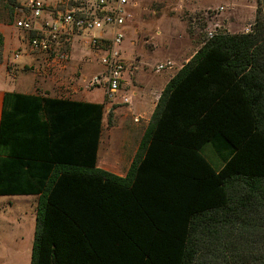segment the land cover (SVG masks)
<instances>
[{
	"label": "trees",
	"instance_id": "1",
	"mask_svg": "<svg viewBox=\"0 0 264 264\" xmlns=\"http://www.w3.org/2000/svg\"><path fill=\"white\" fill-rule=\"evenodd\" d=\"M1 2L11 21L16 0ZM255 3L249 31L215 32L167 81L125 177L96 167L101 103H83V163L55 151L35 172L9 165L4 98L0 195L39 194L29 264H264V0Z\"/></svg>",
	"mask_w": 264,
	"mask_h": 264
},
{
	"label": "crops",
	"instance_id": "2",
	"mask_svg": "<svg viewBox=\"0 0 264 264\" xmlns=\"http://www.w3.org/2000/svg\"><path fill=\"white\" fill-rule=\"evenodd\" d=\"M18 48H21V53L14 57V51ZM137 61L139 64L131 70L133 76L128 75L129 69L125 71L118 97L107 102L103 91L101 95L92 94V89L86 83L84 64L80 60H73L71 55L64 65L49 64L41 55L26 48L21 32L11 23L0 21V124L5 98V153L9 155V165H12L13 158H19L20 162L34 165L32 171L35 172L40 170L37 168L40 163L52 164L55 151L65 157L64 161L68 159V162L83 163L89 138L88 132L84 131V122L88 124L90 116L88 106L83 103H101L103 114L96 167L125 177L159 95L174 74L169 73L162 82L160 74L142 77L139 73L142 60ZM43 97L51 100L45 102ZM123 97L127 98V102L122 101ZM113 103H117V106H112L111 118L106 120L105 109ZM114 116H118L117 125H113ZM43 123L47 125L45 136H42L40 128ZM118 125H123L128 132L136 130L139 133L134 137L125 134V147L119 150L114 141L108 140L103 144L106 126L111 130ZM53 128L56 133L50 132ZM54 138L62 139L60 144H55ZM0 196L7 197V215H11L9 210L14 207L15 201H22L23 208L16 212L14 220L7 218L5 223L18 226L14 233L21 242L29 240L31 254L39 194Z\"/></svg>",
	"mask_w": 264,
	"mask_h": 264
},
{
	"label": "rangeland",
	"instance_id": "3",
	"mask_svg": "<svg viewBox=\"0 0 264 264\" xmlns=\"http://www.w3.org/2000/svg\"><path fill=\"white\" fill-rule=\"evenodd\" d=\"M131 3V19L124 40L125 54L133 63L128 68V75L133 76L131 70H134L133 66L139 64L137 60L141 59L140 76L160 74L161 82L163 77L175 73L191 57L198 46L206 40L208 31L244 32L245 28H250L256 6L255 0H131ZM0 16L5 22L11 23L8 19V10L3 7L1 0ZM78 46L73 49L72 59L80 60L84 64L86 83L89 89H92V94L101 95L102 87L91 83V78L102 70V66L85 47ZM168 61L170 65L155 72L157 64ZM112 106H117V103L105 109L106 120L110 119ZM117 122L118 116H114L113 125H117ZM127 130L123 125L113 127L111 130L106 126L103 144L109 140L117 144L118 150L124 148L125 134L131 137L139 136L136 130L133 132ZM203 153L211 163L216 162L210 147H206ZM5 200L6 196H0V264H29L31 245L29 240L21 242L14 233L15 227L18 226L5 223L7 218L14 220L16 212L23 208V203L15 201L14 207L9 210L11 215H7Z\"/></svg>",
	"mask_w": 264,
	"mask_h": 264
},
{
	"label": "built area",
	"instance_id": "4",
	"mask_svg": "<svg viewBox=\"0 0 264 264\" xmlns=\"http://www.w3.org/2000/svg\"><path fill=\"white\" fill-rule=\"evenodd\" d=\"M131 4V0H16L10 22L21 32L26 48L49 64L64 65L74 47H85L102 66L91 83L100 85L111 102L118 97L124 73L132 66L123 49ZM213 34L208 31L207 38ZM20 53L21 48L16 49L14 57ZM168 65L169 61L160 63L155 69Z\"/></svg>",
	"mask_w": 264,
	"mask_h": 264
}]
</instances>
